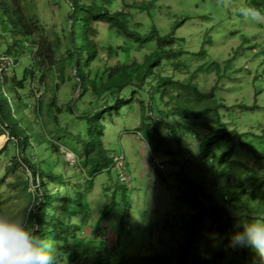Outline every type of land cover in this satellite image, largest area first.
I'll return each instance as SVG.
<instances>
[{
  "label": "trees",
  "instance_id": "obj_1",
  "mask_svg": "<svg viewBox=\"0 0 264 264\" xmlns=\"http://www.w3.org/2000/svg\"><path fill=\"white\" fill-rule=\"evenodd\" d=\"M128 1L57 0L56 4L67 11L65 24L69 29L63 39L38 21L31 0H0V31L12 39V45L6 44L0 53V59L7 57L12 61L5 68L0 61V135L7 136L16 148V154L5 167L4 179L10 174L13 180L7 182V186L16 199L21 195L27 201L26 215L22 217L25 225L52 246L57 264H216V254L221 258L224 251L244 263L264 264V256L255 249L234 244L232 240L236 232L252 221L264 219V171L240 157V151L249 149L248 143L242 142V136H259L250 130L238 131L236 125L231 127L223 120L220 110L224 105L217 96V82L206 89L203 66L190 70L188 57L183 59L187 51L182 47L183 39L175 36L178 22L168 33L160 34L150 12L156 0H131L133 4ZM249 2L251 11L259 9L264 13V0ZM143 11L149 21L145 32L140 33L135 29L140 25L133 24L131 16ZM100 23L106 24L113 34L108 38L106 52L121 55V58L116 64L106 62L102 70L96 71L91 65L103 48L96 40ZM20 45L31 56V63L21 74L15 69ZM199 54L204 51L200 49L192 55ZM45 71L55 73L60 82L52 84L53 94L49 99L44 101L42 96L38 97L31 106L29 94L34 96V81L50 84ZM64 81L77 93L74 101L83 105L73 118L85 121L84 135H74L78 136L76 152L64 146L75 156L73 163L67 162L60 144L63 136L59 133L63 126L58 114L63 110L54 97ZM135 102L142 122L137 132L146 140L151 152L175 155L176 162L180 163L176 188L186 208L179 216L180 229L186 236L172 256L169 252H158L145 256L144 260L134 257L130 261L112 262V253L116 251L96 244L102 239L97 224L122 207L124 212L119 216L116 236L124 232V217H128L130 211L129 191L124 186L127 182L118 180L114 184L120 198L112 193L86 246L84 218L88 208L82 199L86 191L80 190L78 180L82 176L83 187L88 189L96 175L111 172L114 157L122 153L111 155L104 148L102 120L113 114L123 117ZM238 108L250 109L246 105ZM26 109L39 116L35 117L34 125H28L19 117ZM65 109L75 114L72 106ZM236 112L238 114V110ZM49 113L52 115L48 116ZM50 118L52 124L55 123L52 132L57 133L52 136L45 129ZM40 146L43 147L39 149ZM9 155L5 147L0 150V159ZM254 157L264 158L255 153L254 164ZM68 170L73 174L68 175ZM154 173L165 180L158 167L154 168ZM31 185L33 191L29 192ZM10 195L4 201L0 198V209L7 204ZM242 217L246 220L244 224L240 223ZM217 262L224 264L222 259Z\"/></svg>",
  "mask_w": 264,
  "mask_h": 264
},
{
  "label": "rangeland",
  "instance_id": "obj_2",
  "mask_svg": "<svg viewBox=\"0 0 264 264\" xmlns=\"http://www.w3.org/2000/svg\"><path fill=\"white\" fill-rule=\"evenodd\" d=\"M31 1L34 3L36 17L43 27L65 39L69 29L65 24V20L68 21L67 11L56 4L57 0ZM83 1L89 3L91 0ZM249 1L156 0L150 12L153 16V23L159 29L160 34L168 33L173 24L178 22L179 26L175 31V36L183 39L182 47L187 51V54L183 55V59L188 57L192 67L190 70L199 65L203 66L206 89L217 82V96L224 105L220 110L223 120L231 127L236 125L238 131L250 130L252 134L259 136V138L250 135L242 136V142L248 143L249 149L240 151V157L244 159L245 163H251L264 171V158L258 160L254 157L255 164L253 160L255 153L264 156V13L259 9L251 11ZM97 2L100 3L101 0H97ZM128 3L133 4L131 0ZM131 20L133 24L140 25L135 28L136 31L145 32L149 19L144 11L131 16ZM98 28L96 40L103 48L99 50L100 57L91 65L92 69H96V71L102 70L106 62L116 64L121 58V55L115 53H111L110 57L111 54L106 52L108 38L113 35L112 31L104 23L98 24ZM0 33L3 38H0L1 53L6 44L12 45V39L5 37L3 32L0 31ZM6 41L10 43H5ZM200 49L204 51V54L192 55L198 53ZM18 53L20 56L15 69L21 74L23 68L31 63V56L24 51L21 45L18 48ZM70 71L72 72V70ZM45 74L50 84H43L36 80L33 84V87H41L42 91L38 95L42 96L44 101L49 99L52 93V84L60 82L55 73L51 74L45 71ZM9 75H11V71H9ZM72 90L71 84L64 81L58 86L54 97L58 107L63 110L58 114V121L63 126L62 134L59 133L61 137L63 136L60 138L61 147L65 146L76 152L78 136L74 135L79 133L84 135L85 121L73 118V115L79 114L80 109H83V105L74 101L77 93ZM27 91L28 88L24 90L25 93ZM257 91L259 92L257 93ZM2 92L6 95L5 90ZM33 94V97L29 94L31 106L35 105L38 100V96H35L34 92ZM84 100L86 99L84 98ZM143 100L146 102L145 98ZM240 105H246L250 109L239 110ZM70 106L74 109L75 114L65 109ZM85 106L87 108V105ZM12 108L15 113V104ZM43 110L42 107L41 116ZM50 114L52 115L49 113L48 116ZM229 114L231 115L229 116ZM36 116L39 117L35 112L31 113L27 109L24 113L19 114L22 121L28 125L36 123ZM139 117L140 109L135 102L133 108L128 110L123 117L113 114L110 118L105 116L102 120L104 148L111 155L122 153L128 172L127 184L124 186L129 191L130 211L128 217H124L125 230L120 237L116 236V230L119 216L124 212L122 207L117 208L112 215L97 224V218L110 201L112 193L115 192V195L118 194V199L120 198L119 190L114 185L118 181L117 173L113 170L110 173H99L88 189L83 187L82 176L78 180V183H81L80 190L86 191L82 199L88 208L84 218V244L88 246V238L95 233L92 229L97 224L102 239H98L96 244L102 248H111L116 251V253H112V262L130 261L134 257L144 260L145 256H151L158 252H169L172 256L174 249L186 236L185 231L180 229L179 218L186 212V208L180 202V194L176 188L180 163L176 162L178 159L175 155L151 152L146 140L137 132L142 123ZM52 123L53 119L51 118L46 122L45 129L48 130L49 136L57 134L52 132V128L55 127V123ZM67 132L72 136H69ZM0 138V150L5 147L10 154L9 157L0 159V198L4 201L11 193L7 204L0 209L2 211L0 214L20 218L26 215L27 201L21 195L16 199L12 189L7 186V182L13 180V177L9 176L10 174L6 175L4 179L5 167L11 162L10 157L16 154V148L8 141L7 136L0 135ZM80 138L82 139V136ZM188 141L191 143V140ZM193 148L195 149V146ZM62 150L67 162L73 163L75 156L65 148ZM49 154L50 152H48ZM155 167L161 169L162 174L165 175L164 181L155 175ZM24 171L27 172V170ZM67 174L72 175L73 173L68 170ZM50 188L53 191L52 186ZM221 189L219 188L218 192H221ZM28 191H33L32 185ZM58 193H61V189ZM245 221L244 217L240 218V223L244 224ZM100 232H96V234H100ZM200 251L201 246L198 248V252ZM203 255L207 260L205 251ZM216 255V264L220 259L224 264H252L244 263L225 251L221 258L218 254Z\"/></svg>",
  "mask_w": 264,
  "mask_h": 264
},
{
  "label": "clouds",
  "instance_id": "obj_3",
  "mask_svg": "<svg viewBox=\"0 0 264 264\" xmlns=\"http://www.w3.org/2000/svg\"><path fill=\"white\" fill-rule=\"evenodd\" d=\"M232 240L264 256V219L252 221L236 232ZM0 264H57V254L47 241L25 225L22 217L0 214Z\"/></svg>",
  "mask_w": 264,
  "mask_h": 264
},
{
  "label": "built area",
  "instance_id": "obj_4",
  "mask_svg": "<svg viewBox=\"0 0 264 264\" xmlns=\"http://www.w3.org/2000/svg\"><path fill=\"white\" fill-rule=\"evenodd\" d=\"M0 61L2 63V67L4 68L12 64V61L7 57L0 59ZM34 88H35L34 89L35 96L39 97L38 93H40L41 90H39L38 87H34ZM111 169L117 173V178L119 182L121 183L127 182L128 177H127L126 165H125L124 156L122 154H119L116 157H114Z\"/></svg>",
  "mask_w": 264,
  "mask_h": 264
},
{
  "label": "bare ground",
  "instance_id": "obj_5",
  "mask_svg": "<svg viewBox=\"0 0 264 264\" xmlns=\"http://www.w3.org/2000/svg\"><path fill=\"white\" fill-rule=\"evenodd\" d=\"M1 139V138H0ZM1 144V143H0ZM72 156V155H71Z\"/></svg>",
  "mask_w": 264,
  "mask_h": 264
}]
</instances>
